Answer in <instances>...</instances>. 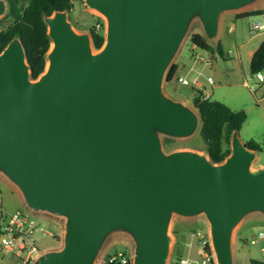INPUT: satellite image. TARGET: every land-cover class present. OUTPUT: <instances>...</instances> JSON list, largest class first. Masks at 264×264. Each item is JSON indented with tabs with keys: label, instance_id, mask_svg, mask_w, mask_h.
<instances>
[{
	"label": "water",
	"instance_id": "obj_1",
	"mask_svg": "<svg viewBox=\"0 0 264 264\" xmlns=\"http://www.w3.org/2000/svg\"><path fill=\"white\" fill-rule=\"evenodd\" d=\"M259 0H84L106 18L94 46L66 9L43 13L51 39L46 67L31 74L14 36L0 52V174L28 209L65 219L63 244L31 264H95L116 233L134 242L132 264H167L175 215H204L217 264H237L234 231L264 215L258 150L232 132L231 152L166 151L163 136L188 138L199 111L164 90L192 24L208 41L223 13ZM8 1L0 0V17Z\"/></svg>",
	"mask_w": 264,
	"mask_h": 264
},
{
	"label": "rangeland",
	"instance_id": "obj_2",
	"mask_svg": "<svg viewBox=\"0 0 264 264\" xmlns=\"http://www.w3.org/2000/svg\"><path fill=\"white\" fill-rule=\"evenodd\" d=\"M71 1L73 6L67 11L75 29L91 34L92 27L100 24L102 25L101 32L105 37L106 18L104 15L88 8L84 0ZM252 11H260V14L247 15ZM3 16L0 17V27L9 23L7 20L1 19ZM256 21L264 22V0H259L235 11L223 13L220 20L219 35L216 40L209 41L214 47L212 57L210 52L197 48L191 41L193 33H203L201 23L196 20L168 71L173 63L180 65L185 62L189 67L192 62L190 54L194 49L202 56L197 63V69L201 70L198 75L200 84L193 83V77L198 74L197 71L187 75L189 84L182 83L179 77L168 80V71L164 80V90L167 94L175 99H183L194 108L196 107L193 97L200 91L206 97L224 102L233 110H244L247 113V120L239 130L240 138L245 143L254 140L261 146L258 157L253 162L255 168L260 165L264 166V82L259 81L250 69L252 55L250 52L256 50L264 40V29L252 28ZM218 45L221 46V50L217 49ZM206 61L209 63L204 65L207 63ZM186 69L179 72L178 76H183ZM209 76L212 77V82L208 80ZM162 141L166 151L189 148L207 152L205 141L199 130L188 138L163 136ZM0 202L5 210L28 209L17 188L1 174ZM33 214L39 225L54 233L53 236L36 234L35 244L37 248L43 252L51 248L61 247L65 219L45 212H33ZM260 231H264V215L259 213L245 217L235 228L233 240L237 264H250V259L253 258L264 260V238H259ZM198 232L204 238L210 236L209 223L204 215L195 217L175 215L173 217L170 225L171 252L167 264H178L180 256L192 259L199 257L202 238L197 234ZM251 239H258V241L251 243ZM133 251L134 242L129 235L124 233L113 234L107 239L95 264H124L120 259H126L127 263L125 264H132ZM113 255H117V261L111 263L109 258ZM32 261L27 264H31ZM4 262L5 264H21L18 259L11 255L6 257Z\"/></svg>",
	"mask_w": 264,
	"mask_h": 264
},
{
	"label": "trees",
	"instance_id": "obj_3",
	"mask_svg": "<svg viewBox=\"0 0 264 264\" xmlns=\"http://www.w3.org/2000/svg\"><path fill=\"white\" fill-rule=\"evenodd\" d=\"M7 1L8 11L1 19L7 20L9 23L0 27V52L14 36H19L26 48L31 74L33 77H37L46 67V54L51 44L47 25L43 20V13L51 14L58 9L70 10L73 3L71 0ZM254 14H260V11L247 13V15ZM91 35L94 46L101 48L105 40L104 34L101 31H96L93 26ZM191 41L197 48L210 52L213 57L214 47L203 33H193ZM217 49L221 50V46L218 45ZM177 68L176 63L171 65L167 73L168 80L174 78ZM250 69L254 74L264 71V40L252 54ZM193 102L201 115L199 131L205 141L206 151L214 162H221L231 152L232 132L235 129L240 130L247 120V113L244 110H233L224 102L206 97L200 91L193 97ZM247 145L258 151L261 150L259 143L254 140L247 142ZM250 264H264V260L253 258L250 259Z\"/></svg>",
	"mask_w": 264,
	"mask_h": 264
},
{
	"label": "built area",
	"instance_id": "obj_4",
	"mask_svg": "<svg viewBox=\"0 0 264 264\" xmlns=\"http://www.w3.org/2000/svg\"><path fill=\"white\" fill-rule=\"evenodd\" d=\"M102 25L97 24L96 31H101ZM252 28L264 29V22L256 21ZM201 71L199 72V74ZM256 77L259 81L264 82V73L257 72ZM184 84H189L187 77H179ZM210 82L212 77H208ZM247 82V81H246ZM194 84H198V80H193ZM33 211L28 210H5L0 202V264H5L4 259L9 255L18 259L21 264H27L32 261L41 252L35 244V235H54V233L38 224L34 218ZM202 238L200 246V255L196 259L189 257H180L178 264H217L215 253L211 244V238L208 235L204 238L202 234L197 233ZM259 238H264V231L259 232ZM258 239H251V243H256ZM125 264L126 259H120ZM117 261V255L109 258V262Z\"/></svg>",
	"mask_w": 264,
	"mask_h": 264
},
{
	"label": "crops",
	"instance_id": "obj_5",
	"mask_svg": "<svg viewBox=\"0 0 264 264\" xmlns=\"http://www.w3.org/2000/svg\"><path fill=\"white\" fill-rule=\"evenodd\" d=\"M232 29H233V28H232ZM195 49H196V48H195ZM254 51H255V50L251 51L250 53L253 54ZM190 57L192 58V62H191V64H190V66L187 67V65H186L185 62L181 63L180 65L178 64V68H177V70H176V74H175L174 78H175V77H187V75H188L189 73L194 72V71H197L198 74H197L196 76H194L193 79H197V80H198V75H199V72H200L201 70H198V69H197V63L199 62V59L202 58V56H201L200 53H198V52H196L194 49H192V53L190 54ZM251 57H252V55H251ZM206 62H207V63H204V65H206V64L209 63L208 61H206ZM186 68H187V69H186ZM185 69H186L185 74H184L183 76H178V75H179V72H181L182 70H185ZM198 84H200L199 81H198Z\"/></svg>",
	"mask_w": 264,
	"mask_h": 264
}]
</instances>
